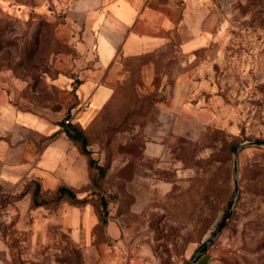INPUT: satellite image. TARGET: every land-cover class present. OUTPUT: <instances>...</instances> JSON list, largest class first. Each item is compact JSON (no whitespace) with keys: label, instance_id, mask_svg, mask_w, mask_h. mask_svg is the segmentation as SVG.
I'll use <instances>...</instances> for the list:
<instances>
[{"label":"rangeland","instance_id":"1","mask_svg":"<svg viewBox=\"0 0 264 264\" xmlns=\"http://www.w3.org/2000/svg\"><path fill=\"white\" fill-rule=\"evenodd\" d=\"M74 1L0 0V89L48 124H77L95 162L92 183L75 191L87 202L73 205L40 184L42 206L31 181L6 179L0 162V264H108L104 243L121 240L126 225L132 240H151L152 263L187 264L235 197L236 162L231 216L202 255L206 264H264V145L234 153L264 140V0H213L224 10L223 35L199 54L207 63L192 85L179 81L190 68L173 43L119 53L96 100L78 92L89 69ZM72 207L79 228L69 226ZM109 220L119 235L109 234Z\"/></svg>","mask_w":264,"mask_h":264},{"label":"crops","instance_id":"2","mask_svg":"<svg viewBox=\"0 0 264 264\" xmlns=\"http://www.w3.org/2000/svg\"><path fill=\"white\" fill-rule=\"evenodd\" d=\"M219 4L213 0H75L71 17L76 27L81 28L82 40L78 46L83 55L81 65L89 69L79 94L98 99L97 93L92 92L119 53L138 56L163 50L173 43L178 44L190 68L179 81L192 85L194 75L207 63L206 57L201 59L199 54L212 52L222 39L225 18ZM22 132L26 137L20 135ZM32 134L37 139L29 144ZM49 137L52 138L47 141ZM0 162L6 179L37 181L47 190L64 185L75 192L92 183L87 157L64 128L48 124L33 112L19 110L9 100L8 92L1 89ZM68 214H71L69 226L79 228L82 223L79 208H70ZM93 222L88 220L87 226ZM121 228V240L104 243L106 262L154 264L146 255L151 240L144 236L132 240L131 228L128 225ZM107 229L114 237L120 234L119 226L112 220L108 221ZM111 244L120 249L119 256L113 253ZM206 262L201 255L193 264Z\"/></svg>","mask_w":264,"mask_h":264},{"label":"trees","instance_id":"3","mask_svg":"<svg viewBox=\"0 0 264 264\" xmlns=\"http://www.w3.org/2000/svg\"><path fill=\"white\" fill-rule=\"evenodd\" d=\"M64 131L67 134V136L74 142H76L79 145L80 151L87 157L88 159V165L89 167H95V162L93 158L90 157L91 155V150L89 149L88 145V140L86 135L84 134V131L75 123H67L64 126ZM31 183L34 185L33 192L31 194L33 204L35 206H42L46 204L47 201L39 200L38 195L39 192L41 191L40 184L37 181H31ZM56 193L58 195L59 199H67L71 202V204L76 205V204H83L88 201V198H80L76 192L71 190L70 188L62 185L60 186L57 190ZM101 211V218L106 221V216L104 215L105 211V206L102 205Z\"/></svg>","mask_w":264,"mask_h":264},{"label":"water","instance_id":"4","mask_svg":"<svg viewBox=\"0 0 264 264\" xmlns=\"http://www.w3.org/2000/svg\"><path fill=\"white\" fill-rule=\"evenodd\" d=\"M247 144L264 145V140L252 139V140H249V141L244 142L242 144H239L235 148V151H234L235 159H237L239 149L242 148L243 146L247 145ZM234 179H235V197H236L238 194V191H239L237 162L234 165ZM235 197H234V199H235ZM234 199L230 202L225 216L223 217V219L221 220V222L219 223L218 227L215 229V231L213 232V234L211 235L209 240L203 244V246L194 254V256L187 262V264H193L194 261L207 250L209 245L213 242V240L217 237V235L224 228L228 219L231 216V212H232V209L234 207Z\"/></svg>","mask_w":264,"mask_h":264},{"label":"built area","instance_id":"5","mask_svg":"<svg viewBox=\"0 0 264 264\" xmlns=\"http://www.w3.org/2000/svg\"><path fill=\"white\" fill-rule=\"evenodd\" d=\"M70 122V120H66V123H69Z\"/></svg>","mask_w":264,"mask_h":264}]
</instances>
